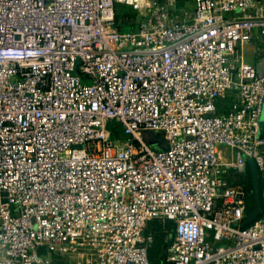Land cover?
<instances>
[{
    "label": "built area",
    "instance_id": "obj_1",
    "mask_svg": "<svg viewBox=\"0 0 264 264\" xmlns=\"http://www.w3.org/2000/svg\"><path fill=\"white\" fill-rule=\"evenodd\" d=\"M182 1L0 0V264H153L155 219L162 264H264V185L245 225L253 190L231 179L246 157L264 176V74L243 56L264 14Z\"/></svg>",
    "mask_w": 264,
    "mask_h": 264
},
{
    "label": "crops",
    "instance_id": "obj_2",
    "mask_svg": "<svg viewBox=\"0 0 264 264\" xmlns=\"http://www.w3.org/2000/svg\"><path fill=\"white\" fill-rule=\"evenodd\" d=\"M257 1H258V5H256L254 9L257 10L259 9L264 14V0H257ZM243 56L246 61L255 65L257 72L259 74L261 75L264 74V66L262 65V57L264 56V36L255 34L253 40L244 46ZM239 102H240L239 92L226 91L220 96V98L217 101V111L221 112L235 108ZM222 156H223V160L226 161L230 156L233 158H237L238 152L230 148H223ZM247 166H250L249 162H247L246 167ZM238 172L242 174L244 170L241 171L238 170ZM80 261L81 258H79L76 261H72L70 264H79Z\"/></svg>",
    "mask_w": 264,
    "mask_h": 264
},
{
    "label": "rangeland",
    "instance_id": "obj_3",
    "mask_svg": "<svg viewBox=\"0 0 264 264\" xmlns=\"http://www.w3.org/2000/svg\"><path fill=\"white\" fill-rule=\"evenodd\" d=\"M186 3V4H185ZM177 6L183 7L187 6L188 9L192 7V3L183 2L182 0H177ZM131 5L126 3L117 4V8L120 11L132 10ZM181 13V12H179ZM261 180L264 181V176L260 172ZM246 182H249L248 180ZM146 234L152 237L151 242V258L153 264H161L162 257L161 251L166 248V245H169L173 238V224L172 222L155 219L148 223ZM80 258V252H69L66 254V262L71 263L72 261H76Z\"/></svg>",
    "mask_w": 264,
    "mask_h": 264
},
{
    "label": "water",
    "instance_id": "obj_4",
    "mask_svg": "<svg viewBox=\"0 0 264 264\" xmlns=\"http://www.w3.org/2000/svg\"><path fill=\"white\" fill-rule=\"evenodd\" d=\"M260 135L264 137V104L260 117ZM149 142L156 145L159 148L166 149L168 144L165 142V137L161 132L152 131L149 136ZM247 162H249L252 171L253 180V199L254 207L250 210L244 224L253 222L259 215L261 211V184H260V172L255 160L251 157H246Z\"/></svg>",
    "mask_w": 264,
    "mask_h": 264
},
{
    "label": "trees",
    "instance_id": "obj_5",
    "mask_svg": "<svg viewBox=\"0 0 264 264\" xmlns=\"http://www.w3.org/2000/svg\"><path fill=\"white\" fill-rule=\"evenodd\" d=\"M131 9L132 10L128 9V10H125V11H120L117 8L118 17H121V16H134L135 10L132 7H131ZM118 132H119V130H116V132H115L116 136L118 135ZM239 173L240 172H238V170H236V169L232 172L231 179L233 180V182H235V183H245L246 185H248L253 190L252 171H251L250 166H247L245 168L244 172H242V174L241 173L239 174ZM247 180L249 182H246ZM260 184H261V192H262L264 184H263V181L261 180V177H260ZM248 205H249V210H251L254 207L253 195H252L251 200L249 201ZM167 247H168V245H166V248L163 251L160 252L161 253L160 257H162L161 260H163V257H164V254H165V251H166ZM150 256H151V248H150Z\"/></svg>",
    "mask_w": 264,
    "mask_h": 264
}]
</instances>
